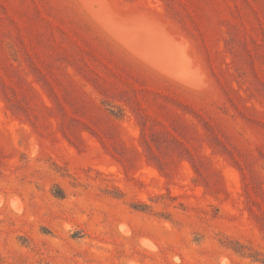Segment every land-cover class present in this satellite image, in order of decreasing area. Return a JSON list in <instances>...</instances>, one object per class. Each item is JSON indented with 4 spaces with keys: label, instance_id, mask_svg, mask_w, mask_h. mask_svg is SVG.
<instances>
[{
    "label": "rangeland",
    "instance_id": "1",
    "mask_svg": "<svg viewBox=\"0 0 264 264\" xmlns=\"http://www.w3.org/2000/svg\"><path fill=\"white\" fill-rule=\"evenodd\" d=\"M0 264H264V0H0Z\"/></svg>",
    "mask_w": 264,
    "mask_h": 264
},
{
    "label": "bare ground",
    "instance_id": "2",
    "mask_svg": "<svg viewBox=\"0 0 264 264\" xmlns=\"http://www.w3.org/2000/svg\"><path fill=\"white\" fill-rule=\"evenodd\" d=\"M179 77V76H178Z\"/></svg>",
    "mask_w": 264,
    "mask_h": 264
}]
</instances>
